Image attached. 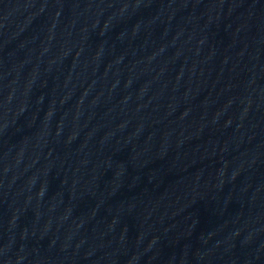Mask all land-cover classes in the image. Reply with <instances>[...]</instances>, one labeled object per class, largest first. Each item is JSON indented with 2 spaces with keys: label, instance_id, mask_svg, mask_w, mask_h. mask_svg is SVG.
<instances>
[{
  "label": "water",
  "instance_id": "95a60500",
  "mask_svg": "<svg viewBox=\"0 0 264 264\" xmlns=\"http://www.w3.org/2000/svg\"><path fill=\"white\" fill-rule=\"evenodd\" d=\"M0 264H264V0H0Z\"/></svg>",
  "mask_w": 264,
  "mask_h": 264
}]
</instances>
